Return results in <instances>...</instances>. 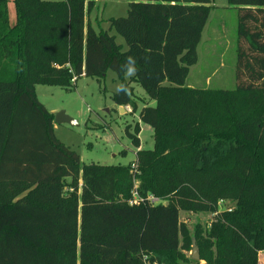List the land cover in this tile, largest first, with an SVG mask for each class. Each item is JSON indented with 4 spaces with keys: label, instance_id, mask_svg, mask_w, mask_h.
Returning a JSON list of instances; mask_svg holds the SVG:
<instances>
[{
    "label": "trees",
    "instance_id": "obj_1",
    "mask_svg": "<svg viewBox=\"0 0 264 264\" xmlns=\"http://www.w3.org/2000/svg\"><path fill=\"white\" fill-rule=\"evenodd\" d=\"M0 0V264H258L264 254V0L237 10L234 89L185 85L211 0H125L126 15L96 30L95 0ZM120 35L126 49L109 33ZM138 71L125 79L126 58ZM111 70L127 92L112 101L138 113L126 165L83 164L54 134L36 85L72 87ZM141 87L149 106L137 99ZM145 198L129 204L133 180ZM68 180V182L66 181ZM220 201L233 203L218 212ZM182 211L214 214L191 236ZM192 245L199 259L185 255Z\"/></svg>",
    "mask_w": 264,
    "mask_h": 264
},
{
    "label": "rangeland",
    "instance_id": "obj_2",
    "mask_svg": "<svg viewBox=\"0 0 264 264\" xmlns=\"http://www.w3.org/2000/svg\"><path fill=\"white\" fill-rule=\"evenodd\" d=\"M59 1V0H49ZM211 11L197 46V63L189 67L185 81L186 86L195 88L234 89L236 49L239 45L237 35V10L228 5L227 0H211ZM125 0H98L87 15L88 21L98 30L108 29L110 18L126 15ZM8 20L15 22L14 3H7ZM115 42L126 49L123 38L114 30L109 31ZM120 85L115 73L108 70L104 77H81L72 87L63 88L56 85H36L37 99L46 109L55 114L64 112L76 122L75 125L54 123V134L64 145L75 151L81 163L99 165H126L135 160L136 147L127 137L125 129L130 131L139 123L140 149H152V129L139 121L138 113L126 112L112 101V95ZM138 110L143 106L142 100L154 106L144 90L137 86L134 91ZM68 182V180H66ZM136 182V181H135ZM138 185V181L136 183ZM166 201L160 200V203ZM230 201L219 202V210L232 207ZM214 217L213 213L180 212L179 219L189 229L191 236L196 226L206 228ZM191 251L185 252L190 257ZM258 264H264V254L258 255Z\"/></svg>",
    "mask_w": 264,
    "mask_h": 264
},
{
    "label": "built area",
    "instance_id": "obj_3",
    "mask_svg": "<svg viewBox=\"0 0 264 264\" xmlns=\"http://www.w3.org/2000/svg\"><path fill=\"white\" fill-rule=\"evenodd\" d=\"M131 172L135 173L136 172V165L131 162ZM136 179L133 180V189L131 191V198L129 200V204L132 205V204H138V203H150V204H157V203H160V200L156 197H154L153 195H147L145 198L141 197L137 191V181ZM222 201H220L221 203ZM219 205V203H218ZM229 210V209H228ZM144 264H149L147 262H145Z\"/></svg>",
    "mask_w": 264,
    "mask_h": 264
},
{
    "label": "water",
    "instance_id": "obj_4",
    "mask_svg": "<svg viewBox=\"0 0 264 264\" xmlns=\"http://www.w3.org/2000/svg\"><path fill=\"white\" fill-rule=\"evenodd\" d=\"M53 122L56 124H69L71 126L75 125L76 122L68 117L64 112L60 111L54 114ZM190 258L194 261L199 259L198 249L195 245H192Z\"/></svg>",
    "mask_w": 264,
    "mask_h": 264
},
{
    "label": "clouds",
    "instance_id": "obj_5",
    "mask_svg": "<svg viewBox=\"0 0 264 264\" xmlns=\"http://www.w3.org/2000/svg\"><path fill=\"white\" fill-rule=\"evenodd\" d=\"M122 67H123L126 79L134 76L136 74V72L138 71V69L136 67V59L132 56H129L126 58V61ZM117 91L118 92H127V88L123 83H121L120 85H118Z\"/></svg>",
    "mask_w": 264,
    "mask_h": 264
},
{
    "label": "crops",
    "instance_id": "obj_6",
    "mask_svg": "<svg viewBox=\"0 0 264 264\" xmlns=\"http://www.w3.org/2000/svg\"><path fill=\"white\" fill-rule=\"evenodd\" d=\"M95 2H98V0H95ZM92 26H94L93 24H91ZM206 25V24H205ZM205 28V26H204ZM204 30V29H203ZM203 32V31H202ZM201 37H202V34H201ZM201 40V39H200ZM200 43V42H199ZM198 59V58H197ZM126 79V78H125ZM130 78H127L126 80H129ZM129 86L132 88V91H133V94H134V91L137 90V84L135 82H130L129 83ZM190 87V86H189ZM120 109H121V112H126V108L127 107H123V106H118ZM127 111H128V108H127ZM129 112V111H128Z\"/></svg>",
    "mask_w": 264,
    "mask_h": 264
}]
</instances>
